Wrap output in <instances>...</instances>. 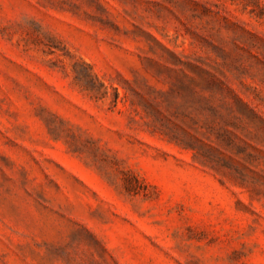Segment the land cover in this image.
<instances>
[{"label": "rangeland", "instance_id": "rangeland-1", "mask_svg": "<svg viewBox=\"0 0 264 264\" xmlns=\"http://www.w3.org/2000/svg\"><path fill=\"white\" fill-rule=\"evenodd\" d=\"M0 264H264V0H0Z\"/></svg>", "mask_w": 264, "mask_h": 264}]
</instances>
